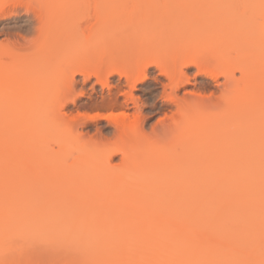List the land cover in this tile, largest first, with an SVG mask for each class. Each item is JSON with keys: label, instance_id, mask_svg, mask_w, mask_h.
Masks as SVG:
<instances>
[{"label": "bare ground", "instance_id": "6f19581e", "mask_svg": "<svg viewBox=\"0 0 264 264\" xmlns=\"http://www.w3.org/2000/svg\"><path fill=\"white\" fill-rule=\"evenodd\" d=\"M98 1L101 4V0ZM146 1L151 0H145L144 4L129 2L131 5L128 3L130 6L123 9L120 5L121 12L116 8L118 12H115L121 14L119 22L121 18L125 21L122 25H129L124 31L112 33V22H109L112 20L103 17L97 23L106 19L104 25L93 26L89 29L91 32H83L86 35L79 37L81 42L73 38L71 43H68L70 35L65 34L66 41L61 35L56 37L60 41L45 39L54 19L48 20L46 12L58 8L56 0H14L0 5L1 20L23 13L36 25L37 36L49 47L22 59L20 46L8 49L0 46V119L65 120L62 110L67 100L75 103L71 94L77 75L84 83L94 79L95 84L87 94V103L76 109L96 113L91 119L73 122L67 134L51 132L46 136L51 128L42 125V130L45 129L42 140L57 137L62 142V150L71 144L81 153L77 159L84 158L82 163L75 160L69 170L60 169V178L57 174L61 171L52 169L59 178L56 187L45 185L43 190L33 193L27 188V194L30 190L32 195L40 193L44 198H54L64 204L68 212L61 214L66 218L78 212L79 216L83 215L62 226L46 223L54 213L31 219L22 213L24 209L20 208L19 213L17 209L12 210L11 191L15 186L10 172L15 162L10 163L7 152L9 142L13 143L10 137L19 128L14 130L15 127L10 128V121H0V264H193L186 255V247L199 237L201 220L212 218L209 210L219 208L222 200L237 195L236 190L245 193L247 198L252 194L250 175L256 170V161L251 159L260 158L263 153L250 149L248 136L241 126L233 131L230 128L234 127L232 121H245L248 114H255L257 121H264V0H165V3L160 0L161 4L157 1L147 6ZM94 3L90 4H93L92 9L96 6ZM75 8L78 11L77 5ZM40 9H44L45 16ZM106 9L103 13L108 14ZM131 14H134L132 18ZM200 19V26L194 27L192 24ZM150 23L155 24L150 27ZM99 39L105 44L101 46ZM57 42L69 48V53L65 54L67 59L81 58V51L88 49L87 44L96 47L94 51H84L88 52V57L82 55L87 58L90 55V61L110 52L108 49L113 50L112 47L118 48V54L110 53L105 59H97L95 70H88V65L82 63L84 67L76 68L57 85L56 69L47 72L46 66L60 56L55 52L56 46L59 47ZM189 67L195 68L200 77L197 92L179 98L177 92L185 77L184 69ZM152 70L158 75L149 81ZM42 75L46 82H41L40 86ZM98 85L99 91L95 89ZM158 86L161 90L157 93ZM137 87L144 98L142 106L148 111V118L159 117L146 134L143 123L147 117H139L137 125L129 122L131 106L139 110L138 101L133 97ZM90 127L93 137L100 142L89 147L83 144L85 136L81 132ZM108 130L113 138L121 141L118 147L111 148L104 142L103 134ZM18 133L19 141L26 139L23 130ZM42 140L39 149L44 146ZM61 154L36 162L38 170L34 169L48 170L49 162L58 161ZM116 154L120 155V164L111 167ZM38 173L35 174L39 176ZM202 174L206 175L209 186L206 185L207 193L213 194L212 198L207 196L210 200L197 188L201 186L198 177ZM180 207L182 212H190L180 213L181 217H174L176 220L168 218L172 210ZM202 207L206 208L205 213H200ZM240 207L222 209L216 218L227 219L239 214ZM49 237H55L56 242L44 243ZM223 263L229 262L226 259Z\"/></svg>", "mask_w": 264, "mask_h": 264}, {"label": "rangeland", "instance_id": "374dc122", "mask_svg": "<svg viewBox=\"0 0 264 264\" xmlns=\"http://www.w3.org/2000/svg\"><path fill=\"white\" fill-rule=\"evenodd\" d=\"M0 1H1L0 5L2 6V4H7L8 1L12 2L14 0H0ZM61 1L62 0L58 1L59 5H60V8H59V5L57 4V0H56V4L58 5L57 7L59 9L53 5L58 10L54 9L52 11V10H50L51 8L47 9L45 7V9L50 10V11L46 12L49 14V15L47 14V16L50 17L48 20H51V18H54L56 20V22H55V20L52 19L53 22L51 24V27L49 28L50 31H48V33H47L48 38L45 36L46 41L47 40L48 41L55 40L54 38H56L58 35L63 36V34H65L66 36L70 35L69 38L71 40L67 39V41L69 40L68 43H71L73 38L75 40H78L79 37L82 38L84 35H86L83 32H85V33L91 32V30H89V29L92 28L93 26L98 25L97 28L99 26L101 27V24L103 22L105 23L106 19L103 20L101 24H99L97 22L101 21L104 18L112 20V21L107 20L110 23L112 22V27L110 29H112L111 30L112 33L118 34V33H120V31H124L125 29H127L129 25L128 24L122 25V24H125V23H123L125 21L121 20V18H120L121 23L119 22V17H121V14L117 13L118 9H116V8L120 9V5H121L122 9L124 7H129L131 5V3H129V2H133L134 0L133 1H129V0H110V1L109 0L108 1L107 0H101L100 1L101 4L99 3L98 0H97L98 3H94V2H97L95 0H92L91 2L89 0V2H88L89 4L84 3L86 0L85 1L84 0H78V1H80V3H81V1H84L82 4V7H81L80 3L77 2L76 0H63L64 2H61ZM137 1H138V3H140L142 0L141 1L136 0L133 3L137 2ZM144 1L145 0H143L141 3H143ZM151 1H148V2L146 1L145 2L146 6L149 4H152V3L156 4L157 1L160 2V3L157 2V4H161L160 0H151ZM154 1H155V3H154ZM168 1H166L167 4L169 2H174V0H170L169 2ZM75 2H77V3H75ZM108 2H109V4H108ZM110 2H111L113 7L111 6ZM78 3H79V5H78ZM91 3H94V5L96 4V6H94L95 7L94 9H92L93 4L90 5ZM164 3H165V0H164ZM67 4L70 6H68ZM76 5L78 7V11H79V9L82 8L79 12L76 10L77 8H75ZM73 6H74V8H73ZM64 7L66 9L69 7L70 9L68 8L66 10ZM83 7H84L85 11L83 10ZM101 8H102V10H101ZM104 8L105 9L107 8L106 12H108V14L103 13L105 11ZM113 8H114V10L112 11ZM97 9H99L98 14H96ZM103 9H104V11H103ZM40 10H41V13L44 15V13H45V12L43 13L44 9L43 10L40 9ZM74 10H76V11H74ZM94 10H96V11L94 12ZM110 11H112V12L110 13ZM115 11H117V12H115ZM119 12H121V9L119 10ZM114 13H116L115 16H118V17H115ZM100 14H102V15H100ZM53 15H55V16H53ZM58 15H59V17H58ZM133 15L132 14L129 15L130 18H132ZM113 18H114V20H113ZM116 18H118V19L116 20ZM109 22H107V24ZM118 22H119V24H118ZM31 23L32 22L29 21V18L26 15H24L23 13L20 14L19 17H16V18L12 17L10 20L6 19L4 21V20L0 19V46H2V47L4 46L5 48L7 47L6 49L12 48V46H14V45L20 46L22 48V50L19 52L20 53L19 56L22 59L29 58V57L33 56L35 53H37L38 51L40 52L41 48H42V50H43V48L48 49L49 47H48L47 42L45 41L46 45L43 44L44 41L42 42V40L37 36L38 31H36V29H37L36 25H32ZM50 23H51V21H50ZM104 23L102 25H104ZM116 23H117V25H116ZM201 23H202V20L200 19V20L195 21L192 25H194V27L197 25L196 27H198V25L200 26ZM150 24H151L150 27H152L155 23L154 24L150 23ZM65 27H67V28L65 29ZM64 29L67 30V32ZM107 30H109V29H107ZM112 33H110V34L108 33L107 35H113ZM54 35H56V36H54ZM65 35L63 36V38L62 37L61 38L64 39L66 37ZM81 38H79L80 42H81ZM120 38L121 37L119 36V39ZM62 39H61V41H63ZM57 41H60V38L57 39ZM116 41H118V40H116ZM119 41H121V39ZM119 41L116 43H119ZM99 42L101 43V46L103 44H105V43H103L102 39H99ZM48 43H50V42H48ZM57 43H58L59 47L56 46L57 50L55 52L58 56L59 55L60 56L57 57L54 61L50 62L48 65H46V66H48L47 72H51V69H53V70L56 69V71L58 73V74H56V75H58L57 76L58 80L56 82L57 85L62 84L61 82L63 81V79H65V77L67 78L73 72V70H75L76 68L84 67L85 65H88V67H89L88 70H95L97 68V64H98L97 59H105L107 57V54H110V53L111 54L114 53L113 55L118 54V51H117L118 48L116 47L118 45H115L114 47H116V49L112 47L113 50L108 49L110 52H106V54H102L101 56H95V58H97L96 59L97 61L95 59L93 61H90L92 59V57L89 55V58H87L88 52H90V50L94 51V49H96V47L93 44H89L90 46H88V44H87L86 47H88V49H86V50H88V52L85 53L84 51H86V50H84L83 52L81 51V58H84V59H81L80 56H78L77 60L75 58H73V59H75L74 61H76V62H74L73 59H70V58L67 59V57H66L67 55L65 56V54L69 53V52H67L69 50L68 45L66 47L68 49H65V45L63 47H61L59 45L60 42H57ZM43 46H45L46 48ZM99 46H100V44H99ZM92 47H95V48H92ZM43 54H45V53H43ZM82 55L87 56V57H84ZM62 56L65 57V59L64 58L62 59ZM60 57H61V60H60ZM69 57H71V56H69ZM85 58H87V61H85L86 60ZM48 60H51V59H48ZM79 62H81V63L78 65ZM115 62H118V60L116 59ZM82 63L84 64V66ZM153 71L154 70H152L151 74L149 75L150 76L149 81L158 75L157 71H154V72ZM44 72H46V71H44ZM184 73H185V77L183 79V82H182V85L180 86L179 91L177 92V95L179 98L182 97L183 95L196 93L197 92L196 90L198 88V84L200 82V77L197 75L195 68L189 67V69H184ZM42 76L44 77V75H42ZM43 77L41 79H39L40 80V83H39L40 86H41V84H43L41 82H46V81H44V80H46L45 77L44 78ZM114 80H116V77H115V79H112V78L110 79L111 82ZM162 82H164V81H162ZM164 83H166V82H164ZM47 84H48V82H47ZM93 84H95L94 79H92L91 82L84 83L82 81V77L80 75L75 76V86H74L73 92L71 94V99L75 100V103H71L70 100L66 101V106L62 110L63 118L65 120L61 119L60 121H13V119L11 117H9V118L6 117L4 119H0V121H10V128L15 127L14 130L19 128L17 130V133H13V135L10 137L13 140V143L9 142L10 149H8L9 151L7 152V153H9V157H8L9 159L8 160H10V163L15 162L14 163L15 165L13 163H11L14 166L12 168V171L10 172L11 181L13 182V185L15 186L11 191V196H12L11 197V205L13 204L11 206L12 210L15 209L14 211H16V209H17L18 211H16V212L19 213L24 209V211H22V213L24 212L23 214L24 215L26 214L31 219L38 217L42 214L54 213L53 218L49 219L46 222L48 225L58 223L60 226H62L67 221L70 222L73 219L79 220L80 218L83 217V215H81V214L80 215L82 217L79 216V212H78V215L76 214L70 218H66L65 216H62L63 212L65 210H67V207L66 206L64 207V204H62L59 201L57 202V200L54 198L53 199L49 198L50 200L47 199V197L44 198L43 195H41L40 193H36L33 195H32V193L33 192H39L40 190H43L45 185L50 186L52 184L51 185L52 187H54V185L56 187L57 184L59 183V178L62 175L61 174L62 170H60V169L64 168V170H65V167H67V169H68L69 165L72 166L73 162L75 160H78L77 158L81 157V153L76 151V148H73L74 146L72 147L71 144H67L65 146V149L62 150L61 149V147H63L62 142L60 140H58L57 137H49V139H46L45 141L42 140V139H44V136H45V135L43 136V133H45V129L42 130V127H43L42 125L45 124L47 127L54 129L53 131L51 129L47 130L45 133L46 136H48L49 133H51V132H54V134L55 133H61V134L66 133L67 134L68 130L70 128V125H72L73 122H76V120L87 119L88 117H90L89 119L93 118L96 115L95 112L76 109L78 106L84 105L87 103V97H88L87 94L90 91V88ZM95 89L97 91H99L100 86L99 85L95 86ZM160 90H161L160 86H158L157 93ZM82 94H83V96H82ZM208 94L209 93L206 92V95H208ZM133 97L135 98V101H138L137 106H138L139 110L136 111L135 108H133L131 106L132 110H131V113L129 115V122L133 125H137L140 123V122L136 121L139 117H141V116L147 117V120H145L143 123V129H144L145 134L148 132L150 133V130H151L150 128L155 126L157 118H159V117L157 115H155V116L153 115V116L148 118V111H146V109H144V106H142L143 105L142 99L144 100V98L142 97L140 87H137V89L135 91H133ZM10 119H12V120H10ZM256 119H257V116L255 114H248L247 117L245 118V121H232L231 123L234 124V127L230 128V130L233 131V128L241 126L243 133H245V135L248 136L247 141L249 143L250 149L256 150V153H258V154L263 153V155L260 158L251 159V161H256V164L254 167V169H256V170L252 171L251 175H250L251 176L250 177L251 184H250L249 189H250V193H252V194H250L249 198H247L245 193L243 194V192L242 193L239 192L240 190L238 192L236 190L235 193H237V195L234 194V196H232L231 198H229L227 200H222L221 204L218 203L219 208H221V210L217 207H215V209H213V210L212 209L209 210L208 215L211 214L210 217H212L211 218L212 220L209 217L208 218L210 220L206 219L207 217L206 218L201 217L203 219L201 220L200 225H203V226H200L202 229L200 232V235H199V237L194 239L193 243L189 247H186V255L191 259V262L193 264H224L223 262L226 259H227V262H229L228 264H230L231 262H232V264H251V262H253V264H264V121H257ZM92 122H94V121H92ZM19 130L20 131L23 130V132H24L23 134L26 135V139L24 140L22 138L24 140V141L22 140V142L19 141V140H21V139H19L21 136L18 133ZM39 131L42 132V133L40 132V134H39L40 136H38ZM110 132H111V130L104 132L105 133V134H103V135H105V136H103L105 138L104 142L108 143L111 148H116L121 144V141L119 139L113 138L110 135ZM11 133H12V131H11ZM81 134L85 136V140L83 141V144H85L86 146H89V147L94 146L100 142V140H96L93 137L94 131H93L92 127L83 130L81 132ZM40 140L44 141L43 142L44 146L42 149H39L40 148L39 145H41ZM9 141H11V140L9 139ZM231 143H232V141H231ZM72 150H74V152ZM59 152H61L62 154L59 156L58 161L55 160V161L49 162V164H48V166H50L49 168L46 165L41 164L42 166H46L48 168V170H46V169L43 170V168H42V171H37L38 169L36 168V164H37L36 162H41L40 160L48 161L49 159L47 160L46 158H49V157L52 158L53 156H56ZM119 158H120V155L116 154L113 157V159L111 160L110 166L111 167L118 166L120 164ZM83 160H84V158H82L80 161L83 162ZM80 161L78 160V162H80ZM82 162H80V163H82ZM38 165L39 164H37V166ZM34 167L37 170H35ZM52 169H54L55 171H58V172L61 171L60 173L57 174L59 176L58 179H57L58 176H55L56 172L52 173L53 172ZM39 170H41L40 167H39ZM34 171H36V172H34ZM35 173H38L39 176H37V174H35ZM33 174H35L37 178L34 177ZM205 177H206V175H203V174L198 177V180H201L202 183L200 181L201 186H198L197 188H198V190H201L200 193H205L204 194L205 198L209 195H211V197L209 196V198H212L213 197V194H211L212 192H210V194L207 193V189L209 188V186L207 185ZM54 179L56 181H54ZM206 185L208 186V188L206 187ZM21 187H22V189L25 187L23 189L26 191L25 194H23V192H25V191H23L21 189ZM199 187H200V189H199ZM201 187L202 188L204 187V188L202 189ZM27 188L28 189L30 188V190H33L32 193H30L29 192L30 190H29L28 191L29 194H27ZM19 191H23V192H20L21 195L18 194ZM213 192H214V190H213ZM216 192L218 193L217 190H216ZM34 195H36V196H34ZM204 195L202 194V196H204ZM125 196H127V195H125ZM177 196H179V195H177ZM207 198H206V200H207ZM245 198L247 199L248 203L245 202L246 201ZM203 200H205L204 197H203ZM29 203H31V205H29ZM142 203H143V201H142ZM18 204H19V206H18ZM25 204L29 205V206H26ZM23 206H24V208H23ZM234 206H236V207H234ZM243 206H244V208H243ZM225 207H226V209H225ZM237 207L238 208L240 207V210H239L240 213L239 214H233L232 217H228L230 219H228V218L227 219L226 218L225 219H217L216 218L217 214H220L222 212V209H223V211H228L231 209H235ZM20 208H21V211H19ZM68 208L70 209L69 206H68ZM204 209L206 210V208H204ZM204 209L202 207V209H200V213H205ZM216 209H218V210H216ZM181 210H182L181 207L178 208L177 210H172L171 211L172 213L170 212V214L168 215V218L175 219V218H177V216L181 217V215H179V214L180 213L183 214L185 212V211L182 212ZM14 211H12V213H15ZM215 211H220V212H215ZM246 211L248 212V214H246L247 213ZM67 212L68 211H65V213H67ZM70 212H71V210H70ZM186 212L189 213L190 210H188ZM197 212H199V210ZM241 212H243L242 213L243 215L241 214ZM244 212L246 215L244 214ZM12 216H14V215H12ZM182 216H185V215H182ZM205 216H207V215H205ZM213 216L215 217L214 219H213ZM235 216H237V218L238 217L239 218L237 219V218H235ZM240 216H244L245 218L240 217ZM43 242L47 243V244H54L56 242V238L55 237L45 238L43 240Z\"/></svg>", "mask_w": 264, "mask_h": 264}]
</instances>
